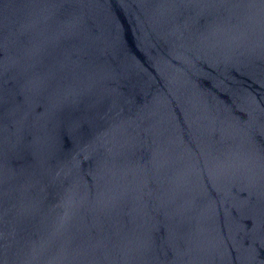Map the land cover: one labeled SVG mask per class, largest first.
<instances>
[{"label": "water", "instance_id": "water-1", "mask_svg": "<svg viewBox=\"0 0 264 264\" xmlns=\"http://www.w3.org/2000/svg\"><path fill=\"white\" fill-rule=\"evenodd\" d=\"M0 264H264V0H0Z\"/></svg>", "mask_w": 264, "mask_h": 264}]
</instances>
